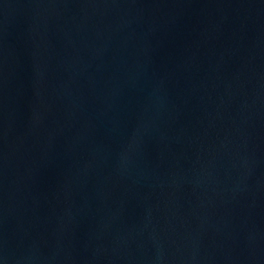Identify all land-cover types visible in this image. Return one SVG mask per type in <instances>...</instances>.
Listing matches in <instances>:
<instances>
[{"label": "water", "instance_id": "obj_1", "mask_svg": "<svg viewBox=\"0 0 264 264\" xmlns=\"http://www.w3.org/2000/svg\"><path fill=\"white\" fill-rule=\"evenodd\" d=\"M0 264H264V0H0Z\"/></svg>", "mask_w": 264, "mask_h": 264}]
</instances>
